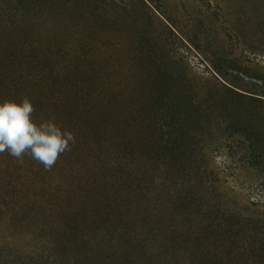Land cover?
Here are the masks:
<instances>
[{
  "label": "rangeland",
  "instance_id": "374dc122",
  "mask_svg": "<svg viewBox=\"0 0 264 264\" xmlns=\"http://www.w3.org/2000/svg\"><path fill=\"white\" fill-rule=\"evenodd\" d=\"M24 97L74 143L0 152V264H264V0H0Z\"/></svg>",
  "mask_w": 264,
  "mask_h": 264
},
{
  "label": "clouds",
  "instance_id": "9594fccd",
  "mask_svg": "<svg viewBox=\"0 0 264 264\" xmlns=\"http://www.w3.org/2000/svg\"><path fill=\"white\" fill-rule=\"evenodd\" d=\"M33 111L27 97L0 101V152L17 158L29 155L49 168L74 143V136L52 120L34 121Z\"/></svg>",
  "mask_w": 264,
  "mask_h": 264
},
{
  "label": "trees",
  "instance_id": "16d2710c",
  "mask_svg": "<svg viewBox=\"0 0 264 264\" xmlns=\"http://www.w3.org/2000/svg\"><path fill=\"white\" fill-rule=\"evenodd\" d=\"M29 90H33L36 93V95H37L36 100H38V101H35V102L37 103V105L39 106V104H43L42 98H44V97L42 95H43L45 89H43V87H32ZM54 103L56 104L58 102L57 101H54L53 104H52L53 106H55ZM246 250H247V248L246 247H243V246H235L234 247V251L235 252L238 251V252L244 253ZM236 259H238V257L235 256L234 257V260H236Z\"/></svg>",
  "mask_w": 264,
  "mask_h": 264
}]
</instances>
